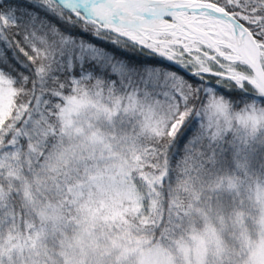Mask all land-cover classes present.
Returning a JSON list of instances; mask_svg holds the SVG:
<instances>
[{"label": "snow or ice", "instance_id": "obj_1", "mask_svg": "<svg viewBox=\"0 0 264 264\" xmlns=\"http://www.w3.org/2000/svg\"><path fill=\"white\" fill-rule=\"evenodd\" d=\"M0 264H264V0H0Z\"/></svg>", "mask_w": 264, "mask_h": 264}]
</instances>
